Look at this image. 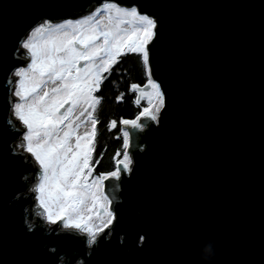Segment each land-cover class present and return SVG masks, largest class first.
I'll use <instances>...</instances> for the list:
<instances>
[{"label":"water","instance_id":"water-1","mask_svg":"<svg viewBox=\"0 0 264 264\" xmlns=\"http://www.w3.org/2000/svg\"><path fill=\"white\" fill-rule=\"evenodd\" d=\"M104 1L157 20L165 104L127 128L130 171L103 181L114 219L89 245L43 218L12 73L30 62L20 44L34 27ZM0 264H264V0H0Z\"/></svg>","mask_w":264,"mask_h":264},{"label":"snow or ice","instance_id":"snow-or-ice-1","mask_svg":"<svg viewBox=\"0 0 264 264\" xmlns=\"http://www.w3.org/2000/svg\"><path fill=\"white\" fill-rule=\"evenodd\" d=\"M157 27V20L136 6L105 3L82 19L44 21L20 44L30 63L12 73L19 78L12 89L17 98L12 102V115L26 130L19 147L39 165V182L34 188L38 206L48 224L60 223L64 229L86 234L89 245L114 219L103 181L119 179L122 170L130 171L127 128L143 131L142 118L158 121L165 104L150 66L149 45L156 38ZM129 54L142 59L148 79L141 91L148 96L149 107L133 120L120 121L124 126L123 159L117 161L115 171L90 181L99 123L94 113L102 100L95 93L107 79L105 74L110 75ZM140 87L133 84L131 90ZM122 99L123 94L117 97V101ZM116 124L111 121L109 130Z\"/></svg>","mask_w":264,"mask_h":264},{"label":"trees","instance_id":"trees-1","mask_svg":"<svg viewBox=\"0 0 264 264\" xmlns=\"http://www.w3.org/2000/svg\"><path fill=\"white\" fill-rule=\"evenodd\" d=\"M105 75L107 79L103 81L100 90L95 93L102 100L94 113L99 123L96 125L98 135L92 155L94 171L90 181L101 174L115 171L117 161L123 157L121 132L123 126L120 121L135 119L145 107H149L148 96L140 90L147 83L148 77L139 55L123 56L120 62L114 66L111 74ZM133 84L141 87L132 91L131 85ZM121 94H123V99L117 101V97ZM139 94L141 96L139 104H137ZM113 120L117 122L116 127L109 130L110 122ZM118 152L119 156H117Z\"/></svg>","mask_w":264,"mask_h":264},{"label":"rangeland","instance_id":"rangeland-1","mask_svg":"<svg viewBox=\"0 0 264 264\" xmlns=\"http://www.w3.org/2000/svg\"><path fill=\"white\" fill-rule=\"evenodd\" d=\"M113 2H114V1H113ZM106 3H108V2H106ZM104 4H105V3H104ZM104 4H103V5H104ZM102 7H103L102 5L98 6V8H102ZM98 8H97V9H98ZM95 9H96V7H95ZM91 14H92V13H91ZM86 16H88V15H86ZM86 16H85V17H86ZM82 18H84V17H82ZM82 18H79V19H82ZM77 20H78V19H77ZM44 21H49V20H44ZM44 21H43V22H44ZM66 21H67V20H66ZM73 21H75V20H73ZM43 22H42V23H43ZM62 22H64V21L57 22V23H62ZM25 51H26V50H25ZM29 63H30V62H29ZM18 79H19V78H17V81H18ZM149 90H150V89H149ZM154 102H155V101H153V103H154ZM21 143H22V141H19V144H18V145H20ZM20 148H21V147H20ZM121 159H123V157H122ZM119 160H120V159H119ZM38 182H39V181H38ZM38 182H36V183L34 184V187L36 186V184H37ZM103 192H104V191H103ZM104 194H105V193H104ZM97 223H99V222L97 221Z\"/></svg>","mask_w":264,"mask_h":264},{"label":"built area","instance_id":"built-area-1","mask_svg":"<svg viewBox=\"0 0 264 264\" xmlns=\"http://www.w3.org/2000/svg\"><path fill=\"white\" fill-rule=\"evenodd\" d=\"M107 2V1H106ZM105 3V2H104ZM108 3H116V2H113V1H108ZM117 4V3H116ZM103 6V5H102ZM97 8H98V6H96V9L94 10V11H91L90 13H88L87 15H90L91 13H94V12H96V10H97ZM149 15V14H148ZM151 16V15H150ZM151 17H153V16H151ZM53 23V22H52ZM140 115V114H139ZM132 159V158H131ZM121 160V159H120Z\"/></svg>","mask_w":264,"mask_h":264},{"label":"bare ground","instance_id":"bare-ground-1","mask_svg":"<svg viewBox=\"0 0 264 264\" xmlns=\"http://www.w3.org/2000/svg\"><path fill=\"white\" fill-rule=\"evenodd\" d=\"M104 2L106 3V1H104ZM104 2H102L100 5H103ZM107 2H108V1H107ZM100 5H96V6H100ZM96 6H95V7H96ZM37 26H38V25H37ZM34 28H35V27H34ZM34 28H33V29H34ZM26 66H27V65H26ZM26 66H22V67H26Z\"/></svg>","mask_w":264,"mask_h":264},{"label":"clouds","instance_id":"clouds-1","mask_svg":"<svg viewBox=\"0 0 264 264\" xmlns=\"http://www.w3.org/2000/svg\"><path fill=\"white\" fill-rule=\"evenodd\" d=\"M206 247H210V246H206Z\"/></svg>","mask_w":264,"mask_h":264}]
</instances>
